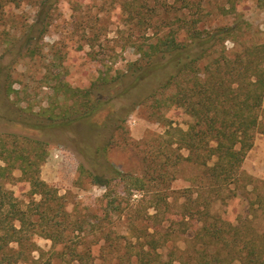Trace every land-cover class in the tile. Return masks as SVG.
I'll list each match as a JSON object with an SVG mask.
<instances>
[{
	"label": "trees",
	"instance_id": "obj_1",
	"mask_svg": "<svg viewBox=\"0 0 264 264\" xmlns=\"http://www.w3.org/2000/svg\"><path fill=\"white\" fill-rule=\"evenodd\" d=\"M59 1L0 0V93L19 92L11 71L19 56L45 55L43 40ZM225 1L216 0L217 14L238 17L211 27L209 0H112L125 21L151 33L129 44L135 60L121 69L98 66L85 84L76 76L73 53L58 47L51 52L43 76L52 81L50 102L35 110L18 98L14 104L27 111L19 112L20 122L38 130H72L88 140L92 165L81 160L79 167L105 191L95 212L69 210L66 196L41 175L52 142L0 131V264H56L57 257L61 264H264V179L258 186L243 171L256 133L264 132V44L238 40L231 54L226 42L246 35L239 16L244 0ZM22 4L34 7L36 20L20 26L12 7ZM82 4L74 0V10ZM29 34L34 37L27 43ZM140 105L166 127L152 150L156 168L139 175L102 162L101 172L108 173L96 171L95 157L106 156L115 132ZM180 113L191 118L187 128L174 124ZM184 162L201 172L175 210L171 184ZM116 219L125 221L127 233L116 228ZM188 229L185 251L165 256L168 243ZM36 236L50 239L51 249L45 251ZM99 243L96 256L93 246Z\"/></svg>",
	"mask_w": 264,
	"mask_h": 264
},
{
	"label": "rangeland",
	"instance_id": "obj_2",
	"mask_svg": "<svg viewBox=\"0 0 264 264\" xmlns=\"http://www.w3.org/2000/svg\"><path fill=\"white\" fill-rule=\"evenodd\" d=\"M73 1L60 0L56 4L53 24L43 40L46 44L45 55L41 58L19 56L13 64L11 69L13 86L19 92L13 93L9 97L3 92L0 93V112L1 110L3 112V116H0V131L12 130L36 134L51 141L48 157L41 168V175L66 196L69 210H73L75 213H84L96 211L99 198L105 191L103 185L93 184L90 177L82 174L79 167L81 160L88 166L92 165V159L88 158L90 157L88 154L91 152L90 142L72 130H38L28 127L20 122L22 117L19 113L22 112L24 115L27 111L14 103L19 98L23 106L30 103L35 110H38L42 105L49 104L53 94L50 86L52 81H46L43 76L48 72L46 64L52 58L51 52L55 48L58 47L64 52L73 53L76 69L80 70L76 76L85 84L95 76L98 66L109 64L121 69L126 66L128 61L135 60L138 57L135 47L129 44L132 41L140 43L151 31L125 21V18L121 16L123 12L121 8L111 7L112 0H83L81 8L77 10L73 8ZM167 1L172 2L173 0ZM209 1L211 3H207L206 7L211 15L206 26L231 24L238 17L235 14L229 15V17L218 15L216 0ZM12 9L20 26L36 20L35 9L29 4H22L20 7H12ZM239 14L246 29V35L239 37L235 42L232 40L226 42L231 54L239 49L238 40H240L239 42L264 44V6H261L258 0H244L240 4ZM21 33L22 30L13 36L15 40H19ZM32 36L33 34L24 36V41L30 43L31 40L27 39H31ZM4 78L5 68L2 67L0 68L1 84ZM9 110H12V113ZM175 115V126L187 128L191 121L190 116L185 113ZM262 124L264 126V110L262 111ZM165 131L164 125L149 117V108L146 105L136 107L127 116L121 128L115 132V140L108 147L106 156L103 159L95 157L100 163L99 166L96 163V171L107 174L108 170L101 172L105 167L104 163L106 166L113 165L119 170L139 175L143 174L146 169L156 168L155 162L151 159L153 155L155 156V152L153 153L152 150H157V145L164 140ZM106 138L103 141L110 139L109 136ZM102 143L100 146L103 149L106 141ZM183 152L187 154V151L183 150ZM243 171L246 176L253 179L255 184L261 185V181L264 179V132L256 133L255 144L245 159ZM200 172L201 168L188 162L182 163L178 168L177 178L171 184L170 197L171 200H175V210L185 200L182 195L188 193L198 181ZM106 176L102 175L101 180H106ZM10 186L19 189L17 185ZM139 196L140 193L134 195L135 198ZM116 222V228L124 231L125 221L116 219ZM113 227L115 228V226ZM124 232L127 233V231ZM191 233L192 229H188L170 241L163 249L165 256L174 250L178 253L184 252V243H188L187 239ZM36 240L45 251L51 249L52 241L50 239L36 236ZM100 245L101 243L93 246L96 256L100 255ZM61 248L62 246L58 245L55 250L59 251ZM34 254L38 256L37 252ZM55 263L61 264L58 257L55 259Z\"/></svg>",
	"mask_w": 264,
	"mask_h": 264
}]
</instances>
